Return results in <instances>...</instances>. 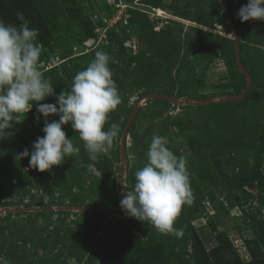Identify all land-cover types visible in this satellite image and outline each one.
<instances>
[{"label":"rangeland","instance_id":"1","mask_svg":"<svg viewBox=\"0 0 264 264\" xmlns=\"http://www.w3.org/2000/svg\"><path fill=\"white\" fill-rule=\"evenodd\" d=\"M75 2L0 0V19L15 11L17 23L22 13L39 30L38 68L56 94L96 51L108 53L121 103L105 130L117 123L119 136L110 158L92 162L65 125L80 153L40 172L16 155L44 135V119L33 127L30 111L20 114L23 130L7 141L0 130V256L11 264H264V20H250L242 40L246 28L230 15L247 0ZM237 36L252 77L243 96ZM153 133L187 160L192 202L174 225L182 238L120 207Z\"/></svg>","mask_w":264,"mask_h":264},{"label":"clouds","instance_id":"2","mask_svg":"<svg viewBox=\"0 0 264 264\" xmlns=\"http://www.w3.org/2000/svg\"><path fill=\"white\" fill-rule=\"evenodd\" d=\"M237 17L241 22L264 20V0H247ZM18 26L0 19V130L10 129L11 122L27 113L33 103L54 96L55 103H36V122L44 117L43 136L25 148L16 158L30 156L29 166L40 172L62 164L66 157L78 155L80 147L67 138L65 125L79 135L90 161L100 155L110 158L114 139L120 127L105 125L109 113L121 103L115 84L110 56L96 51L84 70L73 77L69 91L55 93L53 84L38 68L42 48L37 41L39 30L29 26L22 13L17 14ZM50 115L58 120L49 122ZM166 136L153 133L147 151V163L134 173V185L122 194L120 207L129 217L147 222L161 234L182 238L184 229L174 227L182 206L192 202L190 174L184 155L175 154ZM94 172V163L87 165ZM0 264H11L0 256Z\"/></svg>","mask_w":264,"mask_h":264},{"label":"trees","instance_id":"3","mask_svg":"<svg viewBox=\"0 0 264 264\" xmlns=\"http://www.w3.org/2000/svg\"><path fill=\"white\" fill-rule=\"evenodd\" d=\"M19 1L21 3L23 2L24 3L23 5L27 4V0H19ZM64 3L67 4L68 8H70L72 6V4H73L74 8L77 7V4H76V2L74 3V0H64ZM78 10H81V9H78ZM14 16H15V11H11V12H9L7 14H4L3 19L7 23H12V24L17 25L20 22L17 23L16 20L14 19ZM230 16L232 18H236L237 19L236 15L231 14ZM26 18H28V15H26ZM242 23L244 24L246 29H244L243 31L240 32V37H241L242 40H247L249 38V29H250L251 23L249 21L242 22ZM86 30H89V29L87 28ZM244 47H245L244 43L242 41H240V50L244 49ZM242 62H243V60H242ZM243 64H244V62H243ZM29 114L31 116L32 126L33 127L39 125L40 121H42L44 119V117L41 115L39 123L34 122V120H36L35 117L37 115V113H36V103L33 105V108L30 110ZM22 122H23V120H22V118L19 115V120H15L14 119L11 122L12 127L10 129H4L3 130L4 131V136L6 138L5 141L10 140L16 134L20 135V133L23 130L22 129L23 128V123Z\"/></svg>","mask_w":264,"mask_h":264},{"label":"water","instance_id":"4","mask_svg":"<svg viewBox=\"0 0 264 264\" xmlns=\"http://www.w3.org/2000/svg\"><path fill=\"white\" fill-rule=\"evenodd\" d=\"M227 12V10H226ZM143 45H139L138 48L140 49ZM235 50H236V59H237V63L239 65V67L241 68L242 72L244 73V75L247 77L248 82L246 84V87L242 93V96L249 90V88L252 85V77L250 76L249 71L245 68V66L243 65L242 59H241V50H240V41L238 39V36L236 37V41H235ZM128 130V129H127ZM125 144V137H123L122 139V145Z\"/></svg>","mask_w":264,"mask_h":264}]
</instances>
